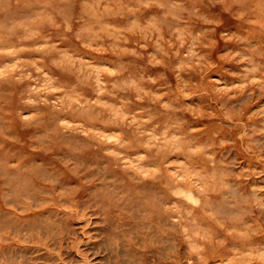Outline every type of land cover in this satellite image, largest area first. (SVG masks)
Returning a JSON list of instances; mask_svg holds the SVG:
<instances>
[{"label":"rangeland","instance_id":"1","mask_svg":"<svg viewBox=\"0 0 264 264\" xmlns=\"http://www.w3.org/2000/svg\"><path fill=\"white\" fill-rule=\"evenodd\" d=\"M0 264H264V0H0Z\"/></svg>","mask_w":264,"mask_h":264},{"label":"crops","instance_id":"2","mask_svg":"<svg viewBox=\"0 0 264 264\" xmlns=\"http://www.w3.org/2000/svg\"><path fill=\"white\" fill-rule=\"evenodd\" d=\"M17 188H18V187H17ZM13 190H15V189H13ZM16 190L19 191L18 189H16ZM16 190H15V191H16Z\"/></svg>","mask_w":264,"mask_h":264}]
</instances>
